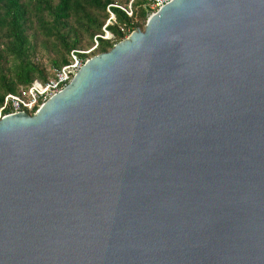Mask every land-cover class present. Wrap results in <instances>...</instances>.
<instances>
[{
    "label": "water",
    "instance_id": "obj_1",
    "mask_svg": "<svg viewBox=\"0 0 264 264\" xmlns=\"http://www.w3.org/2000/svg\"><path fill=\"white\" fill-rule=\"evenodd\" d=\"M0 264H264V0H171L2 116Z\"/></svg>",
    "mask_w": 264,
    "mask_h": 264
},
{
    "label": "trees",
    "instance_id": "obj_2",
    "mask_svg": "<svg viewBox=\"0 0 264 264\" xmlns=\"http://www.w3.org/2000/svg\"><path fill=\"white\" fill-rule=\"evenodd\" d=\"M152 0H0V107L8 93L34 80L41 83L70 61L73 50L86 56L109 50L152 12ZM132 14L125 10L128 6ZM111 14L114 19L110 18ZM110 19V23L106 22ZM112 35L102 38L103 27ZM84 56L85 54H80ZM10 111L6 107L3 113ZM32 114V111L29 112Z\"/></svg>",
    "mask_w": 264,
    "mask_h": 264
},
{
    "label": "built area",
    "instance_id": "obj_3",
    "mask_svg": "<svg viewBox=\"0 0 264 264\" xmlns=\"http://www.w3.org/2000/svg\"><path fill=\"white\" fill-rule=\"evenodd\" d=\"M170 1L171 0H152L151 13ZM125 11L128 15L132 14L130 5ZM110 18L114 19L112 14ZM108 23H110V19H108L106 24ZM106 24L103 27L104 35L101 37L110 39L112 35L108 30H106ZM96 46L97 41L94 40V45L88 50L71 51L70 61L67 64L61 66L59 69H55L52 77H50L47 81L41 83L37 80H34L28 87L20 88L17 93H8L4 97L3 105L0 107V118L4 115L21 111L27 113L32 111V113H34L48 98L59 93L70 82L75 73L80 69L85 61L90 58L86 55L89 54ZM80 54L85 55L81 56ZM6 107L10 108V111L3 113V110Z\"/></svg>",
    "mask_w": 264,
    "mask_h": 264
},
{
    "label": "rangeland",
    "instance_id": "obj_4",
    "mask_svg": "<svg viewBox=\"0 0 264 264\" xmlns=\"http://www.w3.org/2000/svg\"><path fill=\"white\" fill-rule=\"evenodd\" d=\"M107 23V22H106Z\"/></svg>",
    "mask_w": 264,
    "mask_h": 264
}]
</instances>
